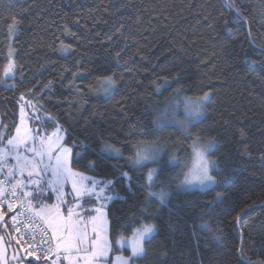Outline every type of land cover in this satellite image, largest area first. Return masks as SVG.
I'll return each instance as SVG.
<instances>
[{
  "label": "trees",
  "instance_id": "16d2710c",
  "mask_svg": "<svg viewBox=\"0 0 264 264\" xmlns=\"http://www.w3.org/2000/svg\"><path fill=\"white\" fill-rule=\"evenodd\" d=\"M104 77L114 85L95 91ZM176 89L209 94L188 132L154 123ZM21 104L39 132L61 127L74 170L112 181V239L155 224L136 264H264V0H0V144ZM196 139L214 142L217 183L177 191ZM141 142L177 144L178 163L162 162L153 184L166 203L148 199L150 164L130 163Z\"/></svg>",
  "mask_w": 264,
  "mask_h": 264
},
{
  "label": "rangeland",
  "instance_id": "374dc122",
  "mask_svg": "<svg viewBox=\"0 0 264 264\" xmlns=\"http://www.w3.org/2000/svg\"><path fill=\"white\" fill-rule=\"evenodd\" d=\"M9 62L6 65L9 66L11 64L12 70L10 72H5V77L10 78L14 75L15 72V62L13 58V50L8 54ZM5 67V68H6ZM15 67V68H14ZM203 96V95H202ZM181 97H186L182 94H172L160 107L158 111L159 118V126L163 127L165 125H173L184 132H188L189 127L199 121L205 115V103L207 99L203 103L202 114L196 118H186L183 104H175L174 100L179 99ZM175 112V115H172V112ZM161 113H166L167 118L161 117ZM40 126H32L30 123L29 113L25 105L21 104L18 111L17 124L13 130V132L9 135L7 139L2 141L0 144L2 149L10 148L8 145V141L10 139L18 138L21 143L17 149L11 151L10 154L7 152L4 153V156L10 159L11 164L9 170L12 171L11 178L13 180L14 185L16 181L20 180L24 182L23 187H18L17 191L20 193L23 199H27L29 205H31V209L33 212L39 211L42 206H47L50 211V217H55L56 221L60 224H67L75 233L79 231L81 234H86L85 243L83 245H76L80 248V251H76L75 249L65 252L63 249L60 250L59 253V261L60 263L64 262V264H70V261L65 259V256H70L72 258L71 264H85V260L83 259L86 255L90 254V244L92 240L97 239V236L94 234L93 229H96V232L99 233L101 237H105L110 241L111 248L108 251L105 257L97 258L92 261V264H118L117 257H129L131 255V250L127 246V244L120 245L116 244L115 241L120 237H130L129 235H118L116 238L112 239L110 230H109V222L106 213L105 206L109 203L115 196L111 194L109 188L105 190V192L98 198L97 195L92 194L89 195L85 192L83 195L80 194V190L82 186L87 187L89 190L93 188V182H95L98 187L95 188V191L98 193L100 188H105V183L108 181H102L101 179L95 178L86 173H82L74 170L71 167V158H72V149L71 146L65 142L64 131L61 129L59 125L50 130L49 132H44L43 129L39 132ZM197 141L194 140L190 144V161L187 167V170L184 174L183 179L177 185V191H191L198 190L204 191L208 188H204L203 190L198 185H187L184 183L186 175L189 173L190 169L193 165L194 155H193V145ZM200 145H208L205 150V156L207 159L215 161L214 158L210 156V152L213 149L214 142L211 139L198 140ZM211 141V143H209ZM153 143V142H151ZM156 144L162 147V151L160 156L156 162H146L141 166H135L131 162V165L134 167H142L146 164H150L146 174H145V182L148 187L149 192H160L161 190H154L153 185L151 187L148 186L149 181L147 179V174L149 169L157 168V173L160 168L162 162H165L169 165H174L173 160L178 163V149L177 146L172 142H155ZM43 145V148L41 147ZM60 151H57V149ZM69 149L67 154L63 153V149ZM31 149H35L36 151H30ZM137 151V149H136ZM133 155V158L136 155ZM43 152V155H39L38 153ZM109 153L119 155L112 151H107ZM19 154L21 157H26L33 161V164H30L27 168L21 172L20 167L17 165V161L15 156ZM57 157H61L64 159L66 168L70 170L71 173L76 174L75 176H69L68 172H65V177L61 180L60 185L56 190H53V186L49 184V180L53 178V169L56 167ZM175 163V164H177ZM216 165V161H215ZM47 166V167H46ZM35 167V172L32 177L28 176L29 171H33ZM216 168V166H215ZM215 168H210V175L213 176L212 172ZM214 177V176H213ZM77 180L79 183L77 184V188H73V180ZM215 179V178H214ZM39 180V187L30 183L29 181ZM214 186V185H213ZM212 187V186H211ZM41 189H43L41 191ZM164 191V190H163ZM24 192L32 193L30 197H25L23 195ZM167 196L165 198L166 203L171 193L169 191H165ZM106 197H112V199H107ZM156 199V197H150L148 195V199ZM75 199V200H74ZM86 200L87 202H85ZM160 202V200H158ZM161 203V202H160ZM100 209V211H97ZM69 211H71V217H69ZM7 212L0 206V223L5 219ZM38 217V216H37ZM42 222L43 219L38 217ZM11 221V218H9ZM44 223V222H43ZM154 224L153 222H150ZM45 224V223H44ZM46 227L52 233L51 228L45 224ZM155 225V224H154ZM63 239H67L69 237L68 231L62 232ZM10 240L13 241V248L6 242L5 236L0 234V264H29L24 262L21 258L36 260L33 255H29L24 247L20 244L19 239L16 235L10 237ZM75 243V241H73ZM56 241L52 242V247H55ZM129 249L130 253H125L124 249ZM85 249H88L86 252Z\"/></svg>",
  "mask_w": 264,
  "mask_h": 264
},
{
  "label": "snow or ice",
  "instance_id": "6c2138e0",
  "mask_svg": "<svg viewBox=\"0 0 264 264\" xmlns=\"http://www.w3.org/2000/svg\"><path fill=\"white\" fill-rule=\"evenodd\" d=\"M240 16V12L237 11V17ZM12 70L11 64L5 68V72H10ZM115 81L111 77H104L97 82V87L94 89L95 91H102L106 92L108 91L113 85ZM157 88L160 87L159 84L156 85ZM176 94L178 95L181 92V89H176ZM208 93H204L203 96L191 98V97H181L179 99H175L174 103L179 105L183 104L184 112L186 118H196L202 114V108L203 103L207 99ZM172 115H175V112L173 110ZM161 117L167 118L166 113H161ZM157 126H159V118L154 122ZM21 141H19L18 138L10 139L8 141V145L11 146L10 148L6 149H0V162H3L6 158L4 156V153L10 154L12 150L17 149L19 147V144ZM211 143V141L209 142ZM43 148V145L41 146ZM208 145H200L199 141L197 140L193 145V165L190 169L189 173L185 177L184 183L191 186V185H198L203 190L204 188L211 187L217 183V181L214 179L212 175H210V168H215V161L209 160L205 156V150L207 149ZM103 149L106 151H112L117 154L120 153L119 148H115L111 144L104 143ZM30 151L35 152V149H31ZM57 151H60L58 148ZM162 151V147L155 142L153 143H143L137 145V151L135 157H130V162L135 166H141L145 164L146 162H156L160 156V153ZM69 152V149H63V153L67 154ZM39 155H43V152L38 153ZM15 159L17 161V165L20 167L21 172L25 168H27L30 164H33V161L26 158L21 157L19 154L15 156ZM177 163V161L173 160V164ZM47 167V166H46ZM35 172V167L33 168V171H29L28 176L32 177ZM65 172H68L69 176H75L76 174L71 173L70 170L66 168V164L64 159L61 157H57V163L56 167L53 169V178L52 180H49V184L53 186V190H56L58 186L61 183V180L65 177ZM9 175H12V171L9 170ZM157 168H151L148 171L147 179L149 181L148 186L151 187L157 179ZM122 178H127L128 173L124 172L121 173ZM30 183L36 184L38 187L40 185L39 180L29 181ZM79 182L77 180H73V188H77V184ZM112 184V181H108L105 183V188H100L99 192L97 193L95 191V188L98 187V185L93 182V188L89 190L87 187L82 186V188L78 191H80V194L83 195L85 192H87L89 195L95 194L98 196H102V194L105 192V190ZM24 182L23 181H16V184L13 186V189L18 187H23ZM43 189H41L42 191ZM23 195L25 197H30L32 193L24 192ZM148 195L150 197H156L158 200H160L161 203L165 202V198L167 196V193L163 190L160 192H149ZM217 196H220V193H217ZM107 199H112V197H106ZM21 208H24V204L21 203ZM29 209H31V205H29ZM97 211H100V209H97ZM34 216L41 217L43 219V222L47 224L51 230H52V237L51 239L53 241H56L55 247H48L44 248V244L50 243L48 240H43L41 245L39 246L41 248V254L48 253L49 255L44 256L45 264H47V260L49 256L53 253L56 254L57 260H59V253L60 250L63 249L65 252H69L73 249L76 251H80V248L76 245H83L85 241L86 234H81L79 231H76L73 233L72 229L68 227L67 224H60L56 221L55 217H50V211L48 210L47 206H42L39 211H36L33 213ZM69 217H71V211H69ZM206 227V225H205ZM155 225L152 223H143L140 224L138 227L133 228L131 236L130 237H124L120 236L115 243L124 245L127 244V246L131 250V255L127 258L125 257H117L118 264H136V258L141 257L145 254V242L150 240L155 233ZM68 231L69 237L67 239H63L62 232ZM94 234L97 236V239L92 240L90 244V254L86 255L83 259L85 260V264H92V261L97 258L105 257L108 253V251L111 248L110 241L105 238L101 237L99 233L96 232V229H93ZM75 241V243L73 242ZM87 252L88 249H85ZM29 255H35L33 252H29ZM40 258L39 256L37 257ZM65 259L70 261L72 258L70 256H65ZM53 264H56V261H53ZM62 264V262H61Z\"/></svg>",
  "mask_w": 264,
  "mask_h": 264
},
{
  "label": "built area",
  "instance_id": "2783aa9c",
  "mask_svg": "<svg viewBox=\"0 0 264 264\" xmlns=\"http://www.w3.org/2000/svg\"><path fill=\"white\" fill-rule=\"evenodd\" d=\"M5 158L3 162H0V206L6 207L11 214L14 231L20 244L27 252L35 253L33 256L36 260L45 264L44 256L49 254H41L39 246L43 240H48L50 243L44 244V248L52 247V233L37 216L33 215L28 202L22 199L17 189H13L14 183L9 175L11 161L6 156ZM21 203L24 204V208L20 207ZM53 261H56V264H61L55 253L49 256L47 264H53Z\"/></svg>",
  "mask_w": 264,
  "mask_h": 264
},
{
  "label": "crops",
  "instance_id": "0c3cea01",
  "mask_svg": "<svg viewBox=\"0 0 264 264\" xmlns=\"http://www.w3.org/2000/svg\"><path fill=\"white\" fill-rule=\"evenodd\" d=\"M17 189V188H16ZM19 193V192H18ZM19 195H20V193H19ZM21 196V195H20ZM23 199V198H22ZM24 200H27V199H24ZM31 211H32V209H31ZM33 212V211H32ZM34 213V212H33ZM62 264H64V262H63V260H62Z\"/></svg>",
  "mask_w": 264,
  "mask_h": 264
}]
</instances>
